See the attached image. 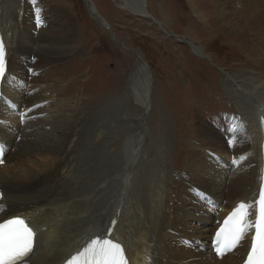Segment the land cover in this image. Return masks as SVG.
Listing matches in <instances>:
<instances>
[{
    "label": "bare ground",
    "instance_id": "1",
    "mask_svg": "<svg viewBox=\"0 0 264 264\" xmlns=\"http://www.w3.org/2000/svg\"><path fill=\"white\" fill-rule=\"evenodd\" d=\"M88 1L95 8L91 0ZM124 1L131 6H127ZM7 3L11 10L10 15H7L14 23H17L18 19L25 23L31 1L22 0L21 3V0L15 2L2 0L0 3V37L5 48V73L0 88L6 97L5 89L10 74L27 77L26 67L32 66L30 71L33 70L35 73L30 79L33 87V81H37V78L40 80L54 76L63 78L67 63L66 52H58L62 45L55 43L54 33L50 25L46 24L47 21L42 13L40 11L37 13L36 4H33L32 16L28 20L31 28L25 35L20 32L22 34L20 37L16 36L14 40L8 41L5 18L2 19L5 16ZM25 3L28 4V8L25 7ZM122 3L121 7L125 9L129 7L131 13L145 16L139 3H134L133 0H123ZM257 3L259 2L252 0H223L225 6L222 4L218 8L215 18L236 22V17L239 15L234 10L239 6L247 8L243 11H247V14H243L246 17L243 27L246 29L242 35L247 38V43L257 47L258 40L264 39V13L260 14L261 10ZM145 9L147 11L146 4ZM195 12L201 17L200 10L196 9ZM71 22L70 18L65 21L66 25L60 29L61 38L70 37ZM229 26L233 28V25L229 24ZM190 48L193 53L205 56L203 49L194 42ZM30 52L36 54V59L28 65L25 59ZM30 58L33 59L31 54ZM230 79L234 85L232 92H240V98L238 97L236 101L238 112L224 114L220 118L223 120L222 123L217 121L218 118L212 120L211 122H216L215 126L204 121L198 124V133L195 132L198 144L193 145L189 152L190 156L185 165L186 175L182 174V170L178 174L181 178V189L184 191L176 195V201L174 198L176 204L172 205L173 211H170L168 205L170 193L168 186L172 175L167 163H163L166 157L164 151L165 153L167 151L165 142L162 144L163 147L165 146L164 150L154 146L156 149H151L149 155H144L140 149L144 144L145 119L125 116L120 111L121 105L114 104L112 107L115 109L117 122L113 119L100 120L93 125L90 138L84 144L82 141L86 136H84L86 125L83 119L85 117L78 119L76 138L69 146L70 128L77 114L76 109L70 110L64 107V104L50 102L42 109L38 107L33 110L31 115L35 116L30 117L23 126H19L12 124L18 118L6 102L0 100V144L4 149L3 163L0 164L2 195L0 222L18 216L32 228L35 233L33 251L26 259V264H63L71 254L77 252L92 238L97 236L105 238L104 233L113 216H118V221L108 239L122 246L127 264H240L249 248L252 232L248 233L245 240L233 252L220 258L215 257L210 251V241L212 232L219 225L220 220L237 202L254 201L257 197L261 182V146L264 141L261 126V121L264 119V84L253 82V87L250 88L245 85L244 79H238V82L233 78ZM128 84L129 92L141 106V111H147L149 109L147 105L150 106V83L143 76H139L137 81L130 79ZM12 94L8 95L12 96ZM13 98H10L11 101L20 111ZM39 99L33 100L37 103ZM43 111L54 112L47 116L52 120L40 118L39 112ZM5 117L9 126L5 123ZM44 127H48L47 130H44ZM217 128H223V132ZM232 129H235V132ZM224 133L228 134L229 141L232 140L234 143L225 142ZM13 134L17 136L22 134V141L12 144ZM11 149L14 152L10 158ZM206 150L219 151L235 158L228 180L222 187L215 181L212 160ZM100 153L108 156V159L115 160L112 164L111 177L103 171L102 160H99ZM241 157L246 158L240 159ZM147 158L151 166L146 167L148 170L141 175L140 159ZM9 159L12 160L11 163ZM58 160L64 163L61 175L51 184L42 186V180L49 178L45 176L50 175L51 169L58 164ZM153 168L156 169L155 172H152ZM89 170H96L98 173L100 171L99 174L110 177V181L105 186H100L98 183L97 187L94 185L92 196L89 193L83 194L81 198L88 204L81 205L80 212L74 216L75 210L79 209L80 205L76 203L70 206L69 202L63 203L58 195L63 192L66 184L71 183L74 184V192L78 194L91 189L92 185L77 180L78 176ZM148 177L152 179V181L148 180L151 186L149 189L142 188V185L139 186V182H136L139 178L146 181ZM186 181L193 184L187 187L184 185ZM193 185L199 188L198 193L192 191ZM138 192L147 194L146 209L150 206V214L145 211L141 203L143 199L141 200ZM132 194L134 196L130 197ZM207 202L208 207H205ZM86 205L93 208L92 212L84 211ZM111 205H115V209H112ZM107 206L109 208L105 212L104 208ZM130 208H133V212L128 220ZM216 208L219 212L213 217ZM194 213H204L200 218L205 224L202 223L198 229L191 227L187 221V216ZM207 240H209V249H206ZM191 247L195 248L194 252L191 251ZM201 251L206 252L207 262H201L199 257Z\"/></svg>",
    "mask_w": 264,
    "mask_h": 264
},
{
    "label": "rangeland",
    "instance_id": "2",
    "mask_svg": "<svg viewBox=\"0 0 264 264\" xmlns=\"http://www.w3.org/2000/svg\"><path fill=\"white\" fill-rule=\"evenodd\" d=\"M30 1L31 6L27 11L25 23L20 19L14 23L13 19L8 16L11 11L8 7L9 3L6 4L5 16L2 19L5 18L7 40L12 41L16 36L25 35L26 31L31 28L28 20L32 16V7L36 4L35 6L47 21L46 24L50 25L54 33L55 43L62 45L58 52H66V74L63 78L57 76L41 80L37 78V81H33L32 87L30 79L35 76V73L33 70L30 71L32 66L29 64L36 59V54L30 52L25 59L29 65L26 67L27 77L15 73L8 76V86L5 92L9 99L14 97L13 99L20 108V111L17 108L16 110L21 113L13 112L18 120L12 124L23 126L30 117L35 116L31 115L33 110L38 107L42 109L50 102L64 104L63 106L70 110L76 109L77 113L70 128L71 140L68 138L69 146H71L73 139L76 138L78 119L85 117L83 119H85L84 136H86L83 139L84 142L82 141L85 144L90 138L93 125L97 122L103 119L116 121L115 109L112 107L114 104L121 105L120 111L123 115L139 119L144 112L141 111V106L136 103L137 101L128 88V72L134 63L135 56L124 50L121 43L126 48L135 49L146 61L152 75L151 87L149 86L152 93H149L150 106L144 121V144L140 149L144 155H149L151 149L164 150L165 146L163 147L162 144L165 142L167 151L166 153L164 151L166 159L164 158L163 163H167L172 175L170 187L168 186L170 189L168 205L170 211H173L176 195L184 191L181 189V178L178 174L182 170V174L186 175L185 165L190 156L189 152L193 145L198 144L195 139L198 124L204 121L215 126L216 122L213 123L212 120L218 118L217 121L222 123L223 120L220 118L224 114L238 112L236 101L238 97L240 98V92L236 93L235 90V93L232 92L234 85L230 78H233L235 82H238V79H244L245 85L250 88L253 87V82L264 84V39H259V45L255 47L247 43V38L242 35L246 29L243 27L246 21L243 14H247V11H243L247 8L239 6L235 9L239 17H236L237 21L233 22L224 20V18H215L223 0H145L147 12L157 22L146 16L131 13L128 10L129 7H126L127 9L121 7L123 0H91L95 8L90 2L88 4L87 0L85 2L84 0H35V3L33 0ZM252 1L259 2L257 5L261 10L260 14H263L264 1ZM124 3L131 6L126 1ZM25 7L28 8L27 3ZM196 9L202 12L201 17L195 12ZM99 15L104 19L107 28L98 22ZM68 18L72 21L69 25L70 37L61 38L60 29L66 25L65 21ZM229 24L233 25V28ZM18 32L19 35H17ZM111 33L116 40H112ZM192 42L203 49L205 56L191 51ZM30 54L33 59H29ZM36 75L38 76L39 73ZM9 93H13L12 96L8 95ZM33 99H39V101L35 103ZM51 114L54 112H39L40 118L50 119L47 116ZM5 123L9 126L7 117H5ZM47 128L43 129L47 130ZM217 129L223 132V128ZM52 132L56 133V131ZM21 138L22 134L18 136L13 134L11 143H19L22 141ZM223 139L225 142L229 141V135L224 133ZM13 152L14 150L11 149L10 158ZM206 153L212 160L215 181L219 186H224L235 158L215 150H206ZM108 158L100 153L99 160H102L101 164L106 167L102 166L103 171L110 176L115 160ZM140 161H142L140 162V174L144 175L148 170L146 167L151 166L150 160L147 158L140 159ZM11 162L12 160L9 159V163ZM57 163L51 169L50 175L45 176L49 178L42 180V186L51 184L61 175L64 163L59 160ZM155 171L156 169L153 168L152 172ZM99 173L96 170H89L78 176L77 180H83L82 182L87 185H92L91 189L79 192L80 195L74 192L75 187L72 183L66 184L62 190L67 193H59L58 197L63 203L69 202L70 206L76 203L80 205V208L75 210L74 216L80 212L81 205L86 203L81 198L83 194L89 193L92 196V189L97 187V183L100 186L109 183L111 176L106 177ZM148 180L152 181L151 177H148L146 181L139 178L136 182H139L142 188L149 189L151 186ZM191 184L193 183L189 181L184 183L187 187ZM94 185L96 186L93 187ZM192 191L198 193L199 188L193 185ZM133 196V194L130 195V197ZM146 196L145 192L139 194L141 200L143 199L141 203L145 211L150 214V206L146 209ZM110 207L115 209V205ZM205 207H208V203ZM108 208L109 206L104 208L105 212ZM130 209H128V220L133 212V208ZM92 210V207L85 206L84 211L92 212ZM218 212L219 209L216 208L213 217ZM202 215L204 213L187 216L191 227L198 229L202 223L205 224L200 218ZM181 242L186 247L182 240ZM194 249L191 247V251ZM206 249H209V240L206 241ZM201 252H199L201 262H207L206 252Z\"/></svg>",
    "mask_w": 264,
    "mask_h": 264
},
{
    "label": "snow or ice",
    "instance_id": "3",
    "mask_svg": "<svg viewBox=\"0 0 264 264\" xmlns=\"http://www.w3.org/2000/svg\"><path fill=\"white\" fill-rule=\"evenodd\" d=\"M4 73L5 48L0 40V76ZM232 131L235 132V129ZM229 143L234 141L230 140ZM0 152H3L2 145ZM253 210L254 220L250 218ZM249 232L253 234L244 264H264V176L261 177L257 198L254 201L239 202L217 229L214 238L216 253L223 256L236 249ZM34 236L32 228L21 217L16 216L0 222V264H26V259L33 251ZM68 264H127V260L119 243L97 236L74 255Z\"/></svg>",
    "mask_w": 264,
    "mask_h": 264
},
{
    "label": "water",
    "instance_id": "4",
    "mask_svg": "<svg viewBox=\"0 0 264 264\" xmlns=\"http://www.w3.org/2000/svg\"><path fill=\"white\" fill-rule=\"evenodd\" d=\"M84 2H85V0H84ZM133 2L140 4V7L145 12L144 14H145L146 17L157 21L152 15H150L146 11V9H145V0H133ZM87 3L89 4L88 0H87ZM141 3H142V5H141ZM97 20L99 21V23L102 26L107 28V25H106V23H105L103 18L100 17V19L97 18ZM111 38H112L113 41L116 40L112 33H111ZM183 43H185V42H183ZM121 47L124 50L128 51L129 53H131V54H133L135 56L134 63L132 65L131 69L128 72L129 82H130V79L132 81H137L139 79V76H143L146 79V81L149 82L150 85H151V79H152L151 71H150L149 66L147 65L146 61L143 59V57L135 49L126 48L122 43H121ZM147 108H149V105H147ZM147 113H148V110L145 111L143 113V115H141L140 120H144L146 118V116H147Z\"/></svg>",
    "mask_w": 264,
    "mask_h": 264
},
{
    "label": "trees",
    "instance_id": "5",
    "mask_svg": "<svg viewBox=\"0 0 264 264\" xmlns=\"http://www.w3.org/2000/svg\"><path fill=\"white\" fill-rule=\"evenodd\" d=\"M95 5V4H94ZM96 7V6H95ZM126 47V46H125Z\"/></svg>",
    "mask_w": 264,
    "mask_h": 264
}]
</instances>
